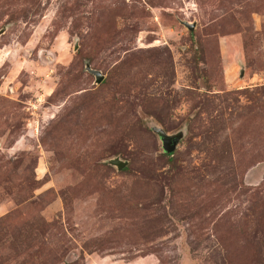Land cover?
<instances>
[{
    "label": "rangeland",
    "instance_id": "1",
    "mask_svg": "<svg viewBox=\"0 0 264 264\" xmlns=\"http://www.w3.org/2000/svg\"><path fill=\"white\" fill-rule=\"evenodd\" d=\"M1 29L0 264H264V0H0Z\"/></svg>",
    "mask_w": 264,
    "mask_h": 264
},
{
    "label": "water",
    "instance_id": "2",
    "mask_svg": "<svg viewBox=\"0 0 264 264\" xmlns=\"http://www.w3.org/2000/svg\"><path fill=\"white\" fill-rule=\"evenodd\" d=\"M185 26H187L189 29H192L194 27V24H189L188 22H184ZM4 31V29L0 30V34ZM85 67L87 69V71H89L90 73H92L95 76V81L97 83L101 82L103 79V75L101 74V72L99 70L93 69L90 67L89 63L85 64ZM152 129L154 132H156L159 137L161 138V142H162V149L164 152H172L176 146L177 143L179 142V140L181 139L183 133L178 131L176 133L173 134H168L166 133L162 128L153 125ZM110 163L117 166L118 169H121L122 167L125 166L126 162L122 161L119 158H113L110 160Z\"/></svg>",
    "mask_w": 264,
    "mask_h": 264
}]
</instances>
